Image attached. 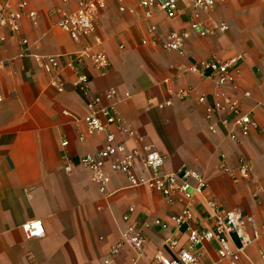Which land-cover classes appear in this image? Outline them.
I'll use <instances>...</instances> for the list:
<instances>
[{
	"label": "crops",
	"instance_id": "1",
	"mask_svg": "<svg viewBox=\"0 0 264 264\" xmlns=\"http://www.w3.org/2000/svg\"><path fill=\"white\" fill-rule=\"evenodd\" d=\"M25 1L18 32L0 27V264H103L125 226L122 215L129 207L146 238L137 264L149 263L157 250L173 256L176 248L168 249L167 238L176 240L177 248L186 241L185 232L171 220L185 206L179 195L169 203L146 187L129 188L121 173H109L104 194L90 181L89 171L78 159L100 149L104 133L77 139L84 126L79 121L86 114V99L73 86L75 72L88 75L92 94L117 91L118 115L164 156L165 172L182 167L196 170L219 208H237L253 217L257 229L264 227V206L253 196L258 189L264 192V0H228L200 12L201 24L227 25L223 34L207 38L189 29L191 12L182 4L176 17L167 19L157 10L145 18L134 0L122 5L107 2L89 39L108 58L103 71L72 60L84 41H73L56 26L59 14L48 15L51 9L73 11L77 0ZM29 11L36 14L35 24L26 15ZM151 24L157 28L155 35L147 33ZM170 29L189 33L182 54L160 48ZM239 54V90L228 93L257 127L233 142L221 128L208 131L204 105L197 102L201 95L210 101L213 82L186 69L202 59L225 60ZM33 55L60 56L62 92L49 87V76ZM187 87L193 89L188 99H173L171 91ZM125 93L129 98L121 100ZM168 98L172 105L159 109L157 105ZM124 140L128 149L134 145L127 137ZM242 159L251 168L249 178L234 181ZM67 163L69 172L63 169ZM191 211L194 226H212L203 197H194ZM155 219L166 222L167 228L151 225ZM33 220L42 223L41 237L28 238L20 228ZM215 247L211 242L198 248L200 264L216 259ZM261 251L259 243L252 244L239 264H262ZM131 256L124 248L110 264H132Z\"/></svg>",
	"mask_w": 264,
	"mask_h": 264
},
{
	"label": "built area",
	"instance_id": "2",
	"mask_svg": "<svg viewBox=\"0 0 264 264\" xmlns=\"http://www.w3.org/2000/svg\"><path fill=\"white\" fill-rule=\"evenodd\" d=\"M117 2L122 5L124 0H77L76 8L71 12L59 9H51L48 15L59 14L56 26L66 32L75 42L84 41L82 46L73 55V61L85 63L96 71H103L108 65V58L102 50L94 49V43L89 39L95 32L94 21L98 13L107 2ZM143 10L144 17L150 18L154 11H161L167 19H173L178 12V5L182 4L190 10L189 29L200 38L213 37L223 34L227 25L223 22L210 21L201 24L198 20L200 12H209L216 6L228 0H134ZM25 0H0V27L17 33L19 21L26 8ZM122 7V6H120ZM32 24L36 22V14L33 11L26 13ZM157 28L149 25L147 33L155 35ZM189 33L185 30L170 29L163 37L160 48L168 52L183 53V47ZM147 40H142L146 44ZM27 43L25 38L21 44ZM95 43H98L95 40ZM36 63L49 76L48 85L57 92L64 90V83L60 79V56L33 55ZM242 56L235 55L225 60L202 59L186 70L197 74L201 78H208L213 82L215 90L211 94L210 101L204 95L197 98V102L204 105V119L208 131L215 133L218 128L224 131L225 136L238 142L246 137L251 129L257 127L250 113L242 111L239 102L232 98L229 90L237 92V79L239 69L236 67ZM264 67V57H262ZM73 86L85 97L86 114L79 121L83 123V130L77 132V139L82 141L86 135L104 133V141L100 149L95 153H86L79 157L80 165L89 171L90 181L96 185L100 193H106L109 181V173H121L125 176L127 187H146L163 195L167 202L171 203L173 197L179 195L185 201L181 212L171 220L176 229H181L186 234L183 246L177 248L174 239H165L168 249L175 250L173 256L157 250L147 264H200V248L205 243L216 244V259L209 264H239L245 249L254 243L262 246L260 253L261 263L264 264V227L257 229L254 219L250 215L243 214L239 209L222 210L214 199L207 195L206 182L196 170L179 168L172 172L163 170L164 156L151 145L144 142V137L135 133L116 111L118 94L115 89H108L103 93L92 94L89 86V77L83 72H75ZM173 99L183 101L188 99L193 89L191 87L176 89L170 92ZM244 95L248 94L244 92ZM129 98L125 93L121 100ZM172 98L165 99L157 107L162 109L172 105ZM123 136V137H122ZM124 137L133 142L131 148L126 147ZM65 146L67 143H61ZM65 172L71 170L67 163L63 167ZM139 169V171H138ZM251 168L245 160H240L237 166L238 177L249 178ZM203 197L205 205L210 213L212 226L208 229H200L193 224L191 206L194 197ZM253 196L260 198L258 203L264 206V192L256 190ZM133 207H129L122 215L125 226L119 233L117 241L110 246L103 258V264H110L114 257L124 248L131 253L132 264H137L143 256V247L146 238L142 228L132 219ZM151 225L161 229L167 228V223L159 219L152 221ZM26 237H41L43 226L41 221H27L20 226ZM248 228L253 229L250 234ZM236 241V245H234Z\"/></svg>",
	"mask_w": 264,
	"mask_h": 264
}]
</instances>
